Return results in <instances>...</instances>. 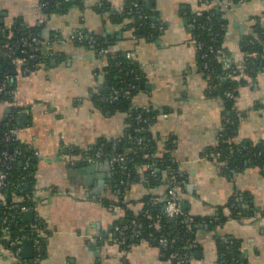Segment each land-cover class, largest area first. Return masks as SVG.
Returning a JSON list of instances; mask_svg holds the SVG:
<instances>
[{"label":"crops","instance_id":"1","mask_svg":"<svg viewBox=\"0 0 264 264\" xmlns=\"http://www.w3.org/2000/svg\"><path fill=\"white\" fill-rule=\"evenodd\" d=\"M199 1L138 0L147 11L138 9L139 14L158 31L141 39L125 27L128 20L114 16L137 0H60L52 12H45L41 0H0V27L9 30L8 36L17 24L38 28L48 58L28 71L17 62V73L8 80L9 98L0 96V124L13 119L12 133L33 163L30 220L38 223L42 237L36 264H174L155 240L124 246L114 238L116 223L124 222L126 212L141 210L146 196L164 209L169 177L175 179L182 208L209 220L197 225L191 264H222L219 245L227 240L237 244L234 254L241 262L264 264V165L246 158L240 168H228L212 155L223 133L225 100L210 92L199 70L190 27L191 17L203 10ZM224 5L225 46L236 62L249 25L264 24V0ZM90 35L107 37L111 49L133 64L139 81L131 104L156 113L148 128L160 175L148 184L143 165L122 196L116 193L114 166L86 159L98 141L128 129L125 112H111L98 101L107 90V58L87 41ZM20 111L27 114L22 125ZM232 113L237 124L228 139L259 145L264 156V70L237 89ZM166 160L176 166L179 179L173 168H162ZM20 199L11 193L12 201ZM12 259L10 253L0 255V263Z\"/></svg>","mask_w":264,"mask_h":264},{"label":"trees","instance_id":"2","mask_svg":"<svg viewBox=\"0 0 264 264\" xmlns=\"http://www.w3.org/2000/svg\"><path fill=\"white\" fill-rule=\"evenodd\" d=\"M43 1L46 0H41V3ZM239 1L240 0H200L199 3L204 5L201 11L202 15L199 19L193 15L191 18L195 21L190 27L191 33L196 41L205 43L201 51L197 50L199 69L201 63H208V68L203 70V75L211 83H217V86L211 89L210 92H215L225 100L224 113L226 117L233 121V124L224 121L223 133L220 137L221 141L218 142L217 146L214 148V152H221V157L218 159L222 160L228 168H240L243 160L246 158L253 164L262 167L264 165V156L261 153L259 145L234 143L231 142L228 137L232 134L237 124V117L233 116L232 113L234 95L237 89L241 85H244L248 78H254L259 72L264 70V24L258 21L251 23L248 27L249 29L244 32L239 41V53L242 52L244 54V67L242 69L245 74L244 78L241 79L237 77L239 73L237 70L232 77L224 79L223 81L219 80V77L225 74L226 69L223 68L219 53L216 51L224 50L225 53H229L225 46L229 20L225 15V10L220 7V3L223 2V4H225L226 2H231V5H235ZM138 5H133L132 2H130V5H127L122 13L115 14L114 16L122 21L128 20V23H125V27L131 30L133 36L136 38L150 39L158 32L157 25L154 24L155 26H152L153 24L150 18L139 17L138 9L144 14H147V11L142 3L138 2ZM58 6L59 4L57 6L54 5V0H48V4L43 6V9L45 12H52L55 11ZM208 14L212 15L208 18ZM8 34V29L0 27V43L5 45V49L0 52V82L6 76H15L18 67L16 59L18 57L25 58V64L22 67H27L29 70L35 69L40 63H46L48 60L44 49L45 46L42 42L39 41L36 48L34 45L30 44L29 35L37 37L38 40L43 39L38 28H25L17 24L12 29V35L8 36ZM93 36L95 42L90 45H93L94 49L97 51L101 48L109 49V52L105 54L107 58V65L105 66L107 90L99 95L98 101L103 108L111 112H125L127 116L125 120L128 127L126 133L118 138L98 141L94 148V152L100 149V158L107 161L114 154H120L124 157V161L121 162V164L124 165L123 169L120 168L118 163L113 165L117 181L115 189L120 188L122 192H124L129 184L138 179V172L140 169H143L142 167L145 164H149V166L143 169L142 176L145 182L153 184L160 173L157 171L156 166H154L156 159L154 155L155 147L153 146L154 140H152L150 130L147 126L152 124L156 113L152 110L132 106V96L135 94L136 84L139 81L138 73L133 69V64L126 60L123 55L111 49V43L107 37ZM7 41L11 44L16 43L18 47L9 50V46L6 45ZM81 42L86 43V39L83 38ZM210 46L213 47L214 52H209L208 57L201 58L200 53L202 51H207ZM30 54H34V58H30ZM232 66L235 67V64ZM10 87V84L7 82L6 86L1 91L0 96L3 97V100L9 98L8 92ZM114 90H118V92L115 94L116 99L112 100L110 94L113 93ZM119 90L129 91V96H123L122 92ZM226 90H232V97H226L224 95ZM138 117L141 118V121H137ZM13 128H15V126L11 117L0 124V151L6 150L13 152L15 146L20 145L23 154L27 157L29 156V165L27 167H24V163L18 165V160H16L12 161L10 167L7 168L0 161V172L5 173V184L0 186V255L3 253H10L11 258H13L11 261L0 264H30L31 260L25 259L23 255L15 257L12 254L17 245L21 246V243L17 244L14 242V239L23 234L31 238L38 237L42 244L38 223L33 219L27 220L25 218L26 213L20 211L22 205L33 206V199L26 196V193H31L33 163L30 155L25 149V145L21 143L22 141L18 136L11 132ZM136 128H138V130H135ZM138 136L142 138V144L136 142ZM114 142H116L115 147H113ZM143 145H146V148H144L145 146L143 147ZM242 145L247 147L249 156H245L243 154L244 152H242L243 150L239 149ZM170 165L173 166L166 160L162 168L165 171L167 170V172L171 170L170 168H173L176 179H179V175L176 173V166L169 167ZM26 172L30 173L26 179L28 187L23 185L22 190H15L16 194L19 195L21 199L12 201L11 193L14 191L12 183L19 181L22 174ZM121 181H124V183H120ZM163 210L161 205L159 203H154L151 196L148 195L144 198V205L141 210L137 212H126L124 222H117L116 225H123L130 219H136L141 223V235L135 239L128 238V244H130L131 240L134 243L137 241L152 242L153 240L157 242L161 235H165L169 238L174 237L176 241L172 246L161 249L166 251L168 255H172L174 264H177L176 261L178 256L182 255L184 252L190 255L194 252L196 248L194 238L197 225L200 223L208 224L209 220H201L198 217H194L189 225L173 222L175 224L174 226ZM147 212L148 214H146ZM3 219L8 220V230L6 232H4L5 223ZM236 247L237 244L234 240L222 242V244L219 245V261L222 262V264H246V262L238 260L237 256L234 254ZM185 264H191V261Z\"/></svg>","mask_w":264,"mask_h":264},{"label":"built area","instance_id":"3","mask_svg":"<svg viewBox=\"0 0 264 264\" xmlns=\"http://www.w3.org/2000/svg\"><path fill=\"white\" fill-rule=\"evenodd\" d=\"M42 6H45L48 4V0L43 1ZM59 4V0H54V5L57 6ZM135 4V3H134ZM136 5V4H135ZM220 7L225 10V5L223 4V2L220 3ZM196 16L200 17L202 15L201 11H197V13H195ZM212 14H208L207 17L209 18ZM140 17H144L146 18L147 16H145L144 14L140 13L139 14ZM154 26V25H153ZM161 28V27H159ZM30 38V44L34 45L35 48L37 47L36 45L39 43V40L37 37L35 36H31L29 35ZM84 38V34H79V39L80 41ZM87 41L91 44H93L95 42V38L94 36L90 35L87 38ZM205 46L204 42H197L195 40V47L196 50H202ZM18 47V45L16 43H13L11 45H9V50L12 48ZM3 49H5V45L0 43V52L3 51ZM199 51V52H200ZM99 54H107L109 52L108 48H101L97 51ZM209 52H214L213 47H208L207 51H202L200 53V57L201 58H206L209 55ZM216 52L219 53V58L221 61V64L223 66L224 69H226V72L224 75L219 77L220 81H223L224 79L230 78L233 76V74H235V72L238 70L239 73L237 74L238 78L243 79L245 74L243 73V67H244V54L241 55V57L235 62L231 59V56L227 53L224 52V50H217ZM34 54H30L29 57L30 58H34ZM16 62H18L19 64H21V66H23L25 64V58L23 57H18L16 59ZM235 64V67H233L232 65ZM208 68V63L207 62H203L200 64V71L203 73L204 69ZM24 71H28L29 69L27 67H23ZM10 77L6 76L5 78H3V80L0 82V91H2L4 89V87L6 86L8 80ZM206 84H207V88L211 91V89L215 88L217 86V83H211L210 81H208L206 79ZM122 92L123 96H129V91L127 90H119ZM118 92V90H114L113 93L110 94V98L112 100L116 99L115 94ZM224 95L226 97H232V90H226L224 92ZM137 121H141V118L138 117ZM224 121L229 123V124H233V121L226 117L224 118ZM150 127V124L147 126ZM135 130H138V128H136ZM11 132H13V130L11 129ZM136 142L138 144H142V138L140 136H138L136 138ZM116 146V142H114L113 147ZM145 146V147H144ZM144 148H146V145H143ZM241 150H243L242 152H244L243 154L245 156H249V151L247 150L246 146H241V148H239ZM234 151V150H233ZM232 151V153H233ZM215 158H220L221 157V152L216 151L212 154ZM101 157V151L100 149L96 150L94 152L93 156L88 157L87 156V160L88 161H93L95 159H99ZM20 161L22 163H24V167H27L29 165V156H25L22 152V147L20 145H16L13 152L10 151H6V150H2L0 151V161L2 162V164L9 168L10 167V163L12 161ZM124 161V157L120 154H114L112 155L109 159L108 162L112 165L117 164L120 166L121 169L124 168V165L121 164V162ZM146 167L149 166V164H145ZM123 172V171H122ZM30 175V173H23L21 176V179L15 183H12V187L14 188V191L18 190H22L23 185H26V183H28L26 181L27 177ZM4 178H5V173L0 172V186L4 183ZM120 183H124V181H121ZM116 193L119 196H122L123 192L120 188L116 189ZM27 197H31L30 193H26ZM32 210L31 206H27V205H22L20 207V211L21 212H30ZM164 213L165 215L169 218V219H175L177 223L180 224H187L189 225L193 219L194 216H192L191 213H189L188 211L184 210L182 208V202L180 199V196L178 194V191L176 189L175 186V179L169 177V181L167 183V191H166V199H165V204H164ZM148 214V212L146 213ZM7 221L6 219H3V222L5 223L4 226V232H6L8 230V225H7ZM5 234V233H4ZM141 235V223L136 220V219H130L128 222H126L123 225H115L114 226V238L117 244L120 245H124V246H128V238H138ZM5 236V235H3ZM25 239H31L33 241V249H34V255L33 257L30 259V264H36L38 263V261L41 258V242L38 239V237H28L27 235L23 234L21 236H18L14 239V242H16L17 244L21 243L23 240ZM175 238H169L165 235H161L160 238L158 239L157 243L159 244L160 248L165 249L169 246H172L175 243ZM22 247L20 245H17V247L15 248V250L12 252V254L15 257H20L22 254ZM191 261V255L189 253L184 252L182 255L177 257V264H185V263H189Z\"/></svg>","mask_w":264,"mask_h":264},{"label":"water","instance_id":"4","mask_svg":"<svg viewBox=\"0 0 264 264\" xmlns=\"http://www.w3.org/2000/svg\"><path fill=\"white\" fill-rule=\"evenodd\" d=\"M198 18H200V17H198ZM1 21L2 20L0 19V23H1ZM51 62H54V59H51ZM18 113L20 115V120H19L20 125H22V123H24V122H27V120H26V115H27L26 112L25 111H20ZM100 163H104V161L103 162H100ZM26 186L28 187V183H26ZM25 215H26V219L27 220H30L32 218L33 212H26ZM170 220L172 222H176L175 219H170ZM210 227L211 226H208L207 225V228H210ZM21 247H22V250H23V257H25V258H31V257H33V255H34V249H33V241L31 239H25V240H23L21 242Z\"/></svg>","mask_w":264,"mask_h":264}]
</instances>
